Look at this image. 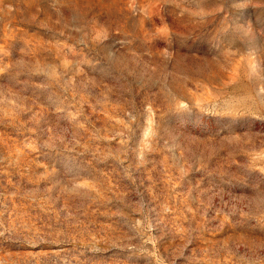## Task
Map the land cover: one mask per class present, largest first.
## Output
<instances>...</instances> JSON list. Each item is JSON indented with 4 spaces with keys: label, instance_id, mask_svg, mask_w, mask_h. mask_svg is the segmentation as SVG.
Here are the masks:
<instances>
[{
    "label": "rangeland",
    "instance_id": "obj_1",
    "mask_svg": "<svg viewBox=\"0 0 264 264\" xmlns=\"http://www.w3.org/2000/svg\"><path fill=\"white\" fill-rule=\"evenodd\" d=\"M0 264H264V0H0Z\"/></svg>",
    "mask_w": 264,
    "mask_h": 264
}]
</instances>
